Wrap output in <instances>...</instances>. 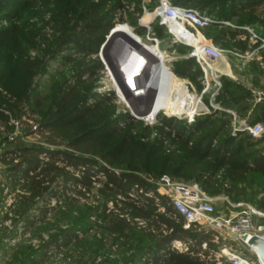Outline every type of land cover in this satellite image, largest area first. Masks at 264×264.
<instances>
[{
  "label": "trees",
  "instance_id": "16d2710c",
  "mask_svg": "<svg viewBox=\"0 0 264 264\" xmlns=\"http://www.w3.org/2000/svg\"><path fill=\"white\" fill-rule=\"evenodd\" d=\"M239 1L226 0L231 4L227 19L264 3V0H244L241 6ZM143 2H78L81 8L75 13L71 27L66 29L61 25L59 43L49 51L53 59L69 62L73 60L71 54H64L67 49L83 53L85 58L79 62L77 76L59 86L46 117L32 127L42 136V141L8 148L0 154L7 178L18 187L0 222L8 220L15 226L22 223L31 234L40 232L41 239L48 230L47 239L41 241L43 258L52 249L79 241L74 229H61L48 220L56 209L51 206L52 200L58 206L62 202L68 205L81 200L91 204L96 198L95 214L102 219L101 227L105 231L126 237L130 229L136 228L151 237L152 244L147 248L143 264H216L208 258L217 250V245L211 242L212 232L193 226L186 228L184 218L173 209L169 197L161 195L147 176L153 158L162 160L161 175L168 169L173 178L198 182L213 197L231 195L235 184L244 181L250 173L264 176V155L252 160L245 158L241 142L234 145L237 136L218 140L209 128L208 118L188 123L159 116V125H143L129 113L116 114L112 92L95 89L102 64L97 58L87 61L86 58L99 53L123 15L131 16L132 25L138 26ZM173 3L202 13L216 10L204 0H174ZM1 5L9 4L0 0ZM161 28L164 27L161 25ZM136 32L144 33L141 27ZM162 32L157 35L161 37ZM237 33L229 30L220 34L235 38ZM4 35L0 31V38ZM193 63L189 61L181 74L188 75ZM30 74L32 82L35 74ZM119 167L126 170H117ZM49 226H54L51 232ZM176 241L188 243L189 250H172ZM203 243L207 244L206 249L202 248Z\"/></svg>",
  "mask_w": 264,
  "mask_h": 264
},
{
  "label": "rangeland",
  "instance_id": "374dc122",
  "mask_svg": "<svg viewBox=\"0 0 264 264\" xmlns=\"http://www.w3.org/2000/svg\"><path fill=\"white\" fill-rule=\"evenodd\" d=\"M1 1L9 5L0 7V31L5 34L0 38V154L8 148L39 144L42 141V136L32 127L46 117L48 107L57 98L59 86L77 76L79 62L85 58L83 53L72 48L64 52L72 55L71 62L62 58L53 59L50 53V49L59 43L61 25L66 26V29L71 27L75 13L81 8L78 3L80 0ZM163 1L173 3L174 0H144L139 25H132V17L123 15L114 26L113 35L131 32L145 41L148 27L155 34L163 31L161 48L166 51L169 61L164 67L154 64L150 86L155 89V96L174 93L177 95L176 102L159 107L152 117L158 115L153 122L137 117L128 98L119 97L112 83V74L106 63L110 64L108 56L112 59L113 55L102 54L101 48L98 54L86 58V61L97 58L102 64L95 89L114 94L117 115L129 113L143 125L151 127L159 125V116L187 122L191 117L193 122L197 118H208L209 128L218 140L237 136L234 145L241 142L245 158L252 160L257 155H264V3L227 19L231 11L230 3H226V0H204L216 8L205 13L212 23L203 28L191 27L190 30L201 41L213 43L220 52L217 59L213 60L214 72L206 80L198 63L190 55L192 48L176 44L173 34L156 16ZM239 2L243 6L244 0ZM227 21L230 23L227 24ZM138 27L143 29V34L136 32ZM229 30L238 32L235 38L221 36L220 33ZM131 43L142 49L137 42ZM125 45L128 47L117 45L112 53L114 51L116 55L117 51H122L117 54L119 60L124 68L134 74L139 61L130 45ZM118 46L121 49L118 50ZM189 61L194 62L190 73L181 74ZM30 72L35 74L32 82ZM153 103L151 109L154 108ZM187 103L193 107V116L185 115L180 107ZM173 111L177 113L173 114ZM245 123L254 127L259 125L262 130L243 131L241 127ZM5 169L6 166L0 162V219L6 214L18 191L17 185L7 178ZM117 170H126V167ZM160 170H163L161 158H153L147 176L155 184L162 176ZM164 174L171 176L168 169ZM214 198L216 215L235 216L240 211L236 206L239 202L264 210V176L250 173L244 181L235 184L231 195ZM91 201V204L81 200L68 205L62 202L57 206V202L52 200L51 206H56V209L49 214L48 220L61 229H74L79 241L52 249L44 258L40 253L41 241L47 239L48 230H41V239L40 232L31 234L22 223L15 226L8 220L0 222V264H143L147 248L152 244L151 237L136 228L130 229L126 237L108 233L101 227L102 219L95 214L97 204L94 202L98 200L94 198ZM263 221L258 220L257 224ZM53 227L49 226L50 232Z\"/></svg>",
  "mask_w": 264,
  "mask_h": 264
},
{
  "label": "built area",
  "instance_id": "2783aa9c",
  "mask_svg": "<svg viewBox=\"0 0 264 264\" xmlns=\"http://www.w3.org/2000/svg\"><path fill=\"white\" fill-rule=\"evenodd\" d=\"M155 14L160 18L161 24L173 34L176 44H183L192 48L190 55L198 63L201 74L207 80L208 76L214 72L213 60L217 59L220 52L213 43L201 41L190 28L209 26L212 19L198 9L176 5L168 1H163ZM226 23L229 24L230 22L227 21ZM143 42L145 43L143 46L164 55L168 59V63V55L161 48V38L151 32L150 27H148ZM188 42L191 44L188 45ZM173 51L175 52V50ZM207 87L208 85L205 88L207 89ZM144 120L153 122L156 118L150 121L145 116ZM191 122H193V117L188 120V123ZM241 129L243 131L247 129L251 132L262 130L259 125L254 127L246 123ZM155 185L161 195L169 197L173 209L184 218L186 228L193 226L199 230L212 232L211 242L217 245V250L208 256L209 259L214 260L216 264L223 262L229 264H263L257 253L249 245V239L252 236L264 238V221L257 224L258 220H264L263 209L239 202L236 206L240 208V211L235 216L216 215L213 205L215 198L207 194L198 182H177L171 176L164 174ZM130 196L134 197L135 195L130 194ZM233 235L237 237L233 238ZM244 237L247 239L245 240ZM206 247L207 244L203 243L202 248L206 249ZM171 249L187 251L189 244L176 241L172 244Z\"/></svg>",
  "mask_w": 264,
  "mask_h": 264
},
{
  "label": "water",
  "instance_id": "95a60500",
  "mask_svg": "<svg viewBox=\"0 0 264 264\" xmlns=\"http://www.w3.org/2000/svg\"><path fill=\"white\" fill-rule=\"evenodd\" d=\"M113 31L114 28L111 30L110 35H108L106 41L103 43L101 52L102 54L106 53L107 55H113L112 59L108 56L110 65L120 80L119 82L127 95L129 100L128 103L130 104L131 109L136 112L135 115L137 117H145L150 113L155 95V89L149 85L155 58L144 50L134 46L131 43L133 40L125 36L112 39L111 37L113 35ZM127 43L130 45V49L133 51L132 53L136 55L138 58L137 60L139 61L134 74L127 68H124L122 62L119 60V56H117V54H119V52L122 53V51H117L116 55L114 51V54L112 53V49L116 48L117 45L120 44V47H122ZM120 47L118 46V50ZM232 237L236 238L237 236L233 235ZM244 239L246 240L247 237H244ZM249 245L257 253L260 260L264 264V238L252 236L249 239Z\"/></svg>",
  "mask_w": 264,
  "mask_h": 264
},
{
  "label": "bare ground",
  "instance_id": "6f19581e",
  "mask_svg": "<svg viewBox=\"0 0 264 264\" xmlns=\"http://www.w3.org/2000/svg\"><path fill=\"white\" fill-rule=\"evenodd\" d=\"M252 32V31H251ZM123 37V36H125V37H127V38H129V39H131V40H133V41H135V42H137L138 44H140V42H141V48L145 51V52H147V53H149L150 55H152L154 58H155V66L156 67H158V66H165L166 65V63H167V60L168 59H166V57L164 56V55H161L160 53H158V52H156V51H153V50H151V49H149L148 47H145V46H143V44H145L143 41H141V39L140 38H137L134 34H132L131 32L130 33H128V32H126L125 34H122V35H113L111 38L113 39V38H116V37ZM188 45H190L191 43L190 42H188L187 43ZM124 46H126L125 44H124ZM123 46V47H124ZM128 46H126V48H127ZM131 52V51H130ZM105 56V55H104ZM107 64V68L110 70V72H111V74H112V83H113V85H114V88H115V90H116V92H117V94L119 95V97H121V98H125V97H127V95H126V93H125V91H124V89H123V87H122V85H121V83L119 82V80L117 79V77H116V75H115V71L113 70V68H112V66L109 64V62H107L106 63ZM152 81H153V79H152V77L150 78V81H149V85L152 83ZM176 97H177V95H175L174 93H162V94H159V95H154V100H155V102L153 103V106H154V108H152L151 110H150V113L147 115V118H148V120H154L155 118H152L153 117V115H154V113H155V111L159 108V107H162V106H164V105H168V104H172V103H175L176 102ZM158 98V99H157ZM157 99V100H156ZM182 103V102H181ZM180 107H181V109L184 111V113H185V115H191V116H193V113H194V110H193V107H192V105L191 104H189V103H187V105L186 104H181L180 105ZM187 112H190V113H187ZM160 113V112H159ZM184 115V114H183Z\"/></svg>",
  "mask_w": 264,
  "mask_h": 264
}]
</instances>
